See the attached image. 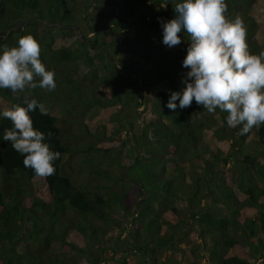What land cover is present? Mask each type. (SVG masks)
<instances>
[{"label":"trees","instance_id":"obj_1","mask_svg":"<svg viewBox=\"0 0 264 264\" xmlns=\"http://www.w3.org/2000/svg\"><path fill=\"white\" fill-rule=\"evenodd\" d=\"M153 2L156 6L145 5V0H0V33L7 34L0 38V46H16L20 36H34L40 44L41 62L47 70H54L55 90L68 96V105H85V110L97 106L101 117L107 118L102 131L86 129L87 139L77 147L87 154L104 152L110 165L101 167L100 160L92 158V172L109 181L96 189L75 184L62 174L64 155L76 149L63 135L59 117L50 112L42 115L37 108L30 113L34 127L45 133V142L61 155L54 162L55 173L43 177L50 197L36 196L30 185L38 176L23 165V157L11 143L3 140L11 122L0 116V264H76L80 254L93 253V245L100 252L110 250L122 264H150L151 259L158 263L159 257L166 256L164 251L169 255L163 264H178L181 254L170 245L195 219L204 227V240L206 235L209 244L213 243L212 254L219 264H258L264 259V145L259 141V149L246 151L251 134L259 128L241 135L242 126L227 125V113L217 109L218 117H213L215 113L195 101L184 109L167 107L171 93L186 87L183 81L189 69L182 62L190 41L182 30L181 44L169 48L162 42V22L175 18V5L182 0ZM256 2L226 0L229 17L243 19L254 54L264 51V26L251 14ZM76 6L83 10L75 13ZM40 24L43 30H38ZM65 25L78 27L81 34ZM55 30L63 37H75L74 41L57 46ZM130 30L132 37H124ZM141 88L147 104L143 112L132 116V134L127 117L144 105ZM40 90L31 89L28 98L41 103ZM2 96L10 106L26 107L24 92L13 95L11 90L0 89ZM111 122L119 125L107 137L103 129ZM233 132L238 134L233 137ZM113 134L128 142L126 156L132 160L137 139V164L146 162L145 178L151 181L135 228L120 243L133 249L132 253L116 246L122 230L116 235L113 228L121 227L128 217L131 221L146 187L142 180L129 183L120 177L126 163L119 150L114 154L113 147L99 146ZM234 146L240 156L232 151ZM232 166L239 167L236 173ZM222 185L232 193H217ZM237 187L243 191H237L238 195ZM247 205L255 208L254 214ZM70 211L75 217L68 215ZM69 231L75 235L90 231V243L82 246L74 239L67 241ZM189 236L190 232L174 247L183 249L180 243ZM53 243L62 248L56 251ZM200 247L198 242L190 253L183 249L182 264H201ZM134 254L143 259L137 261Z\"/></svg>","mask_w":264,"mask_h":264},{"label":"clouds","instance_id":"obj_2","mask_svg":"<svg viewBox=\"0 0 264 264\" xmlns=\"http://www.w3.org/2000/svg\"><path fill=\"white\" fill-rule=\"evenodd\" d=\"M174 11L175 18L162 22V42L169 48L177 46L182 42L179 34L186 32L190 44L182 64L189 71L183 81L186 87L171 93L167 107L184 109L195 101L209 113L219 109L227 113L229 127L242 126L241 135L264 126V51H250L243 19L229 17L226 0H182ZM40 51L31 34L20 36L16 46L5 45L0 51V89L11 90L13 95L37 87L54 91L55 72L46 69ZM23 103L26 107L12 104L0 112L11 122L3 140L11 143L23 157V165L37 176L53 175L54 162L61 154L45 142V133L34 127L30 115L37 108L42 115L48 110L28 96Z\"/></svg>","mask_w":264,"mask_h":264},{"label":"rangeland","instance_id":"obj_3","mask_svg":"<svg viewBox=\"0 0 264 264\" xmlns=\"http://www.w3.org/2000/svg\"><path fill=\"white\" fill-rule=\"evenodd\" d=\"M145 5L151 6V5H155L153 0H145ZM156 6V5H155ZM83 10V8L81 6H76L74 8L75 13H79ZM251 14L252 16L258 21V23L262 26H264V0H257L256 5L253 9H251ZM164 22V21H163ZM38 30H43L42 25H38ZM60 30H55V33H53L54 37H55V43L57 46L60 45H70L71 42L74 41L75 37H63L60 33ZM80 33V32H78ZM81 34V33H80ZM132 37V30H130L129 32L125 33L124 37ZM7 37V34H1L0 33V38L3 40V38L5 39ZM121 43V41H120ZM121 45V44H120ZM120 45H117V47H119ZM116 46V45H115ZM3 47L0 46V51H2ZM110 53V51H109ZM113 54V53H112ZM120 56H122V53H119ZM112 57V56H110ZM111 64L115 66V62L113 61V58L110 59ZM79 71L80 67H79ZM30 90H26L24 92V94H26L27 96L29 95ZM40 93V100L41 103H43L48 112L56 115L59 117V125L62 129L63 135L69 140L71 139V141L73 142V147L74 149H76L75 153L73 154H66L64 155V160H63V166L61 167V173L67 175L68 177H70L75 184H84L86 183V185H90L87 186L88 188L91 189H96V186L99 185H105L108 184L109 181L104 179V178H99L98 175H96V173L92 172V168H94L95 166L91 163L92 158H97L99 159V163L101 167H105V168H110V165L107 163L108 160L106 158V156L104 155V152L100 151V152H96V151H92L91 153H85L82 150H78L79 147L83 144V142L86 141V136L85 134H87L86 129L90 130L91 132H97V131H102V125L103 123H105L106 121V117H101V111L99 109V107L95 106L93 108H91L90 110H85V105L79 104L78 106L73 104L70 106L68 105V96L65 94H61L60 92H57V90L54 91H47L45 89H42L39 91ZM62 96V97H61ZM9 102L7 100H5L2 97H0V111H2L5 107H9ZM213 117H218L217 112H215V115ZM133 121V120H132ZM125 124V121H124ZM119 123H107L106 130L103 129V131L106 133L107 137L110 135L109 133L111 131H113L114 129H116V127H118ZM127 125V124H126ZM220 125V124H218ZM218 125H214L215 127H217ZM238 134V132H237ZM233 132V137L235 135H237ZM63 136V137H64ZM112 138H105L102 140V142H100L99 146L108 149L109 147H113L114 149L112 150V153L116 154V152L119 153L121 156V160L122 162H131L133 161L131 158H128L126 156V145L128 144L127 141L124 140V138H119L118 135L113 134L112 136H110ZM65 139V138H64ZM66 140V139H65ZM259 142V137H258V131L254 132L251 134V137L248 141V143L246 144V151L251 152L253 149H259L260 146L258 145ZM97 143V142H96ZM117 149V150H116ZM233 152H235L238 156L239 155V149H237L235 146L231 148ZM136 154V152H135ZM135 158V156H134ZM91 162V163H90ZM232 165L233 162H230ZM137 164V163H136ZM228 165V167L230 166ZM239 167H234L232 166V170H234V173L237 172ZM148 167L146 166V162L141 161L139 164L131 167L130 169H128L125 172V178L126 179H136L139 181H143L145 183V187H146V191L148 189V195H149V191H150V179L149 178H145L146 174H147V170ZM119 170L116 169V173H118ZM122 172V169H121ZM121 177V175H120ZM234 183V182H233ZM115 183L113 182V185ZM32 186V189L34 191V195L39 196L41 198H46L48 199L47 196V189L44 183V179L43 177H36L33 179L32 184L30 185ZM114 187L120 189L121 187L118 185H114ZM219 190L217 191V193H219L220 195L224 196L225 194H229L232 193L230 191V188H227L226 185H222L221 187H218ZM237 194V191L239 193H242L243 191L241 189H239V187H237L235 189ZM152 196L153 193L151 192ZM238 195V194H237ZM151 196V198L153 199V197ZM147 198V196H146ZM140 201V199L138 200ZM137 207V206H136ZM140 208V207H139ZM246 209L249 211L250 214H254L255 208L250 207V205L246 206ZM69 216H73L75 217L74 212H69L68 213ZM81 221V220H80ZM130 226V217H128L125 222L123 223V225L121 227H114L113 230L116 233V235H119L120 230H122V236L124 235L126 236L123 240H125L129 235H127V231L129 229ZM135 228V226H133V229ZM166 227H164L163 229H165ZM198 227L194 226L191 231H190V236L183 242L180 243V246L183 249H187V251H193L195 248H197L198 246V242H199V234H198ZM89 234L90 231H87L86 234L84 233H80L79 234H74V232H67V241H72V239L75 240V242L79 243L80 245L84 246L85 243L89 242ZM145 234V233H144ZM122 240V241H123ZM205 240H206V249L207 252L212 253L213 249H212V245L213 243L209 244V240L205 235ZM121 241V242H122ZM90 243V242H89ZM59 244V243H58ZM57 243H53L54 245V249L56 251H59L60 248H62V246H59ZM60 247V248H59ZM91 248V247H90ZM125 249H130L127 247H123ZM97 246L93 245L91 250L93 251L92 254H83L80 256H77V262L76 264H122V263H118V261L113 257L114 255L110 252V250H106L105 252H100L99 250H97ZM215 250V249H214ZM216 251V250H215ZM166 256L164 257H159L158 259V263L154 262L153 264H163L162 262L164 261L165 258L168 257V252L164 251ZM93 256V257H92ZM133 257H135L137 259V261H141V259H143L142 257H138L137 255H133ZM100 258V260H99ZM199 262L201 264H206V259L199 257L198 258ZM96 262V263H95Z\"/></svg>","mask_w":264,"mask_h":264},{"label":"water","instance_id":"obj_4","mask_svg":"<svg viewBox=\"0 0 264 264\" xmlns=\"http://www.w3.org/2000/svg\"><path fill=\"white\" fill-rule=\"evenodd\" d=\"M35 17H36V16H35ZM128 24H129V23H128ZM65 27H68V28H75V30H76L77 33L80 32V29H79L78 27H73V26H69V25H65ZM121 43H122V41H121ZM110 59H112V58L110 57ZM142 88H143V86H142ZM142 88H141V89H142ZM142 92H143V97H144V105H143V107L138 108V109H134V110L128 115V117H127V119H128V126H129V129L131 130V133H132V134H134V132H133V125H132V122H131V118H132L133 115H135V114H139V113L143 112L144 109H145V107H146V104H147V101H146V98H145L144 89H142ZM258 137H259V141L264 145V126L259 127V130H258ZM135 140H136V144H135V148H136L135 158H134V160H133L132 162L127 163V164L122 168V172H121V178H122V179H125L126 182H131L132 180H130V179H126V178H125V172H126L128 169H130L131 167H133V166L136 165V163H137V161H138V158H139V156H140V150H139V147H138L137 139L135 138ZM146 196H148V193L145 191V196H144V197L146 198ZM139 207H140V201L138 202V205H137V207H136L135 214H134V216H133L132 219H131V223H130L129 229H128V231H127V235H129V234L131 233V231H132V228H133V225H134V220H135L136 215H137V213H138V211H139ZM195 225H197L198 228H199V236H200V242H201V247H202V251H201V252H202V255H204V256L207 258V264H213V262H212V260H211V257H210L209 253H208L207 250H206V245H205L204 238L202 237V232H203L204 227H203V225H201V222H200L198 219L194 220L193 222H191V223L189 224V226L185 229V231H184L183 233H181V234L175 239V241L170 245V248H171V249H174V250H176V251H178V252L181 254L180 261L178 262V264H182V262H183V260H184V258H185V251H184L183 249L175 248L174 245H175V244H178L181 240H183ZM125 237H126V236L124 235L123 237L117 239V241H116V246H118L120 249H122V250H124V251L131 250V249H124V248H121V247H120V243H121V241H122ZM148 257L150 258V255H149ZM154 262H155V260H154V259H151L150 264H153ZM259 264H264V260H263L261 263H259Z\"/></svg>","mask_w":264,"mask_h":264},{"label":"flooded vegetation","instance_id":"obj_5","mask_svg":"<svg viewBox=\"0 0 264 264\" xmlns=\"http://www.w3.org/2000/svg\"><path fill=\"white\" fill-rule=\"evenodd\" d=\"M132 162V161H131ZM126 163V162H125ZM127 163H130V162H127ZM126 163V164H127ZM130 180H132L131 181V183H133V181L135 182V181H138V180H135V179H130ZM130 183V182H129ZM136 183V182H135ZM145 199V197L144 196H142L141 198H140V203L142 202V200H144ZM139 202V201H138ZM138 205V204H137ZM135 214V213H134ZM138 214V213H137ZM134 216V215H133ZM132 216V217H133ZM132 217H131V219H132ZM196 220V219H195ZM199 220V219H198ZM135 221V220H134ZM194 221V220H193ZM192 221V222H193ZM130 223H131V221H130ZM134 226V225H133ZM189 226V225H188ZM195 226H197V225H195ZM198 227V226H197ZM198 230H199V228H198ZM198 234H199V231H198ZM202 237H203V232H202ZM121 238V237H120ZM199 242H200V236H199ZM205 241V240H204ZM201 243V242H200ZM205 245H206V242H205ZM121 247V246H120ZM121 248H123V247H121ZM125 249V248H124ZM131 249V248H130ZM200 249H201V251H202V247H200ZM122 250V249H121ZM133 249H131V250H127L126 252L127 253H132L133 251H132ZM207 250V249H206ZM124 251V250H123ZM200 251V252H201ZM209 253V252H208ZM201 255H202V252H201ZM210 255V257H211V260H212V262H213V264H219L218 262H217V260L215 259V257L213 256V254L212 253H210L209 254ZM203 256V258H205L206 259V264H207V258L204 256V255H202ZM264 260V259H263ZM262 259H259V263H261L262 261H263ZM258 263V264H259Z\"/></svg>","mask_w":264,"mask_h":264}]
</instances>
